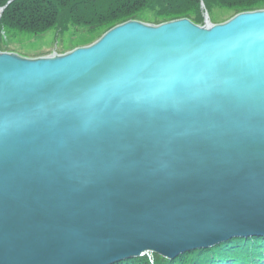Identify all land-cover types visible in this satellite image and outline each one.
<instances>
[{"label": "water", "instance_id": "obj_1", "mask_svg": "<svg viewBox=\"0 0 264 264\" xmlns=\"http://www.w3.org/2000/svg\"><path fill=\"white\" fill-rule=\"evenodd\" d=\"M262 237L264 10L0 52V264L173 260Z\"/></svg>", "mask_w": 264, "mask_h": 264}, {"label": "trees", "instance_id": "obj_2", "mask_svg": "<svg viewBox=\"0 0 264 264\" xmlns=\"http://www.w3.org/2000/svg\"><path fill=\"white\" fill-rule=\"evenodd\" d=\"M204 9L213 23H222L241 12L264 9V0H202ZM10 2V3H9ZM219 6L230 10L227 17L212 18L214 8ZM0 51H6L4 38L9 30L40 35L50 29L64 33L70 28H86L99 36L112 27L129 20L158 25L160 23L186 18L202 25V11L199 0H0ZM146 13L153 16L147 17ZM75 44L59 53L91 44ZM229 246L243 247L228 253L222 249L194 251L167 261L152 255V264H263L264 238L237 239ZM223 245V244H222ZM221 245V246H222ZM119 264H151L147 257L125 261Z\"/></svg>", "mask_w": 264, "mask_h": 264}, {"label": "rangeland", "instance_id": "obj_3", "mask_svg": "<svg viewBox=\"0 0 264 264\" xmlns=\"http://www.w3.org/2000/svg\"><path fill=\"white\" fill-rule=\"evenodd\" d=\"M230 10L216 6L212 14V18L221 21L227 17ZM147 17L153 16L151 13H146ZM101 36V35H100ZM98 32H90L86 28H70L64 33H58L55 29L40 35H30L25 32L9 30L4 40L5 50L10 53H17L18 55L26 58H37L46 56L48 53H56L69 49L68 47L75 44H83L87 42H94L99 37ZM44 54V55H43ZM49 54V55H50Z\"/></svg>", "mask_w": 264, "mask_h": 264}, {"label": "bare ground", "instance_id": "obj_4", "mask_svg": "<svg viewBox=\"0 0 264 264\" xmlns=\"http://www.w3.org/2000/svg\"><path fill=\"white\" fill-rule=\"evenodd\" d=\"M70 51H67V53ZM15 55H17V53H14ZM243 247H237V246H226L224 248H222L223 251L228 253V257L231 256L232 254L230 253H234L239 251V249H242Z\"/></svg>", "mask_w": 264, "mask_h": 264}]
</instances>
